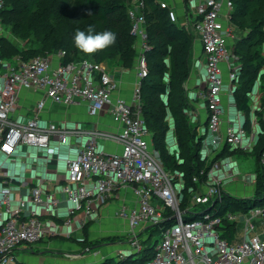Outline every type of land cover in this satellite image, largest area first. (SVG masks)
Here are the masks:
<instances>
[{"label": "built area", "instance_id": "built-area-1", "mask_svg": "<svg viewBox=\"0 0 264 264\" xmlns=\"http://www.w3.org/2000/svg\"><path fill=\"white\" fill-rule=\"evenodd\" d=\"M156 3L168 8L163 1ZM192 5L193 22L189 30L199 36L205 60V79L200 97L208 113L207 140L215 148L230 146L251 151L254 143L253 140L245 141L248 132L244 125L228 123L223 127L226 79L234 94L241 71V66L233 61H237L233 49V3L231 0H193ZM4 6L5 0H0V14ZM145 7L144 0H137L128 11L132 22L131 35L136 39L138 54L137 78L131 101L121 97L114 99L119 83L104 62L86 58L67 63L64 62L65 51L30 61L18 57L13 64L3 65L0 60V77L3 80L0 91V153L11 156L19 146L48 149L53 138L68 144L71 137L77 135L57 124L42 125L40 116L47 100L64 106L86 104L95 112L108 109L118 130L115 133L92 132L78 155L67 161V179L62 193L70 207V218L65 226L72 224L78 211H83L87 219L96 216L99 205H105L119 188H126L132 195L130 205L120 204L114 217L126 224L132 251L129 256L120 254L118 259L137 257L143 251L142 240L138 238L140 231L162 223L166 219L165 210L169 209L174 213L173 218L176 217L175 223L162 229L152 258L142 264H264V224L260 234L251 235L256 229L253 218L258 215L264 218V211L255 210V207L242 211L245 232L239 242L223 237L227 231L223 228L225 222L235 225L238 218L231 210H228V216L218 215L217 207L224 204L223 192L226 190L217 163H208L193 178L196 187L190 190L194 191L190 210L209 204L211 210L193 220H185V214L180 210L181 196L177 193L175 175L167 172L160 163L152 145V133L142 114L141 86L148 75L145 53L149 49L143 14ZM7 33L0 18V41L3 37L8 39ZM23 87L44 92L34 114L25 121L14 117ZM99 139L115 142L118 149L110 153L101 150ZM261 162L264 165V150ZM29 199L47 209L58 207L62 202L43 185L34 187ZM25 207L24 199L18 200L14 206L11 190L0 189V264H22L16 256L20 247L56 235L36 216H26Z\"/></svg>", "mask_w": 264, "mask_h": 264}, {"label": "trees", "instance_id": "trees-1", "mask_svg": "<svg viewBox=\"0 0 264 264\" xmlns=\"http://www.w3.org/2000/svg\"><path fill=\"white\" fill-rule=\"evenodd\" d=\"M130 0H56L44 5L45 0H5V6L0 14L2 24L12 36L27 40L33 36L32 45L18 51L11 42L3 37L0 44V57H10L15 51L24 61L36 57H46L51 54L65 51L64 62L80 61L90 58L97 62H106L118 59L125 69L134 67L137 61L136 39L131 35L132 22L128 11L131 8ZM146 18V32L148 47L146 61L148 75L142 81L141 105L146 125L152 133V145L160 163L172 175L176 172L183 174L185 180L184 199L191 196V189L196 187L193 178L204 169L205 161L201 157V149L206 134L201 136L188 131L186 110L190 108V100L183 91L191 72V57L195 43V35L180 28L173 21L168 8H163L155 0H144ZM234 6L232 21L235 27L243 28L242 19L250 15L254 8L264 14V0H231ZM241 19V21H239ZM264 18L250 26L251 35H263ZM92 27L93 34L110 30L117 36L116 42L93 54H86L76 48L73 38L77 30L88 32ZM9 28V29H8ZM249 36H243L234 46V54L241 61V71L238 84L241 88L234 93L237 107L242 112H249L248 94L252 91L261 68L254 66L255 58L243 50ZM29 42V41H27ZM166 76L168 78L166 79ZM175 122V136L179 147V155L171 154L167 146L169 124L168 115ZM247 128V124L245 126ZM262 148V149H261ZM258 149L263 152L264 138L260 139L255 147L257 153L258 182L255 195L248 200H239L230 196L223 197L222 205H218V215L227 210L240 209L247 212L256 205L264 204V167L260 164ZM225 153V149L223 150ZM180 210L185 220L198 218L211 207H191V200L183 202ZM253 204V205H252ZM252 205V206H251ZM174 213L166 209V218L158 226L147 229L146 237L142 241L143 251L137 257H127L123 260L108 258L100 264H142L152 258L155 245L162 229L175 223ZM223 228L225 238L235 239L234 224L225 222ZM87 228L84 229V231ZM158 235V236H157ZM81 241H79L80 243Z\"/></svg>", "mask_w": 264, "mask_h": 264}, {"label": "crops", "instance_id": "crops-1", "mask_svg": "<svg viewBox=\"0 0 264 264\" xmlns=\"http://www.w3.org/2000/svg\"><path fill=\"white\" fill-rule=\"evenodd\" d=\"M155 1H163L167 3L173 21L177 26L195 35V43L191 57V72L187 81V95L190 100V108L186 110V115L187 117L190 116L195 119L196 122H200L202 126L200 129L203 131L202 134H205L208 113L205 104L200 97V92L202 91V85L205 79V67L200 65V60L204 62V65L205 60L203 58L202 44L199 36L189 30L191 29L190 25L193 22L192 12L189 14L186 10L187 0ZM191 1L193 4V0ZM234 30L235 38L233 47L243 36H245L244 33H241L240 28L235 27ZM236 58L237 61H233L236 65L240 66L242 63L237 56ZM133 69L134 68L129 71V69H125L120 65L113 66L109 69L110 74L119 83V89L113 96L114 99L121 97L131 101L137 78L136 72L135 74L133 73ZM262 77L263 72L258 73L257 81L252 91L248 94L250 106L249 112H242L239 110L234 94L231 93L230 90L231 84L226 79L224 89L226 117L224 119L223 127L228 123L235 125L242 124L244 126L247 124L246 129L248 135L245 141L248 143L253 140L254 146L251 151L244 152L245 154H243V148H233L230 146L215 148L209 144V140H207L208 136L206 135V139L203 141L201 149L202 160L205 162L207 161L208 163H217L221 169V176H224V173H228L227 171H235L236 175H239L237 162L240 158L253 156L257 160V156L254 154L253 150L264 135V111L260 113L261 107L264 106V97H262L264 96V89L260 88ZM2 87L3 80L0 77V91ZM236 88H241L240 82L239 84L237 83ZM43 97V91L35 90L31 87H23L19 93V103L14 116L15 119L19 118L22 121H25L28 117H31L34 114L35 106L43 99ZM260 99H262L261 103ZM169 116L171 120L168 119ZM40 119L44 126L48 124H57L59 127H64L65 129L76 132L77 135H73L68 144H62L59 139L53 138L50 148L48 149L19 146L11 156L0 153V189L11 190L14 199V206H17L18 200L21 198L24 199L26 202L24 214L26 216L34 215L43 221L50 229L56 232L58 238L55 239L58 240L67 242V240L70 241V239L73 241L74 239H77L81 241L84 237L85 228L88 229V237L95 241L100 239V236L104 239L108 238L110 235L120 232L121 228L122 230L127 229V226L123 221L114 217V212L120 204L125 203L130 205V198L132 195L126 188H119L112 193L105 205H99L97 207L98 214L96 216L87 219L83 211H78L72 219V224L70 226H65L66 220L70 218V207L65 201V196L62 193V186L66 183L67 179V161L78 155L90 140L92 132L100 131L115 133L118 130V125L113 120V116L109 110L106 109L102 112H95L86 104L64 106L47 100ZM167 122L170 128L167 134V146L169 152L176 155V147H178V143L175 136V122L170 114L167 117ZM169 134L171 135L170 142ZM202 134H200V136ZM98 142L99 148L107 153L114 152L118 149V145L115 142L103 139H99ZM224 149L226 152L222 154ZM205 152H207L206 157L204 155ZM38 185H43L46 191L56 194L62 201L60 206L47 209L44 206L33 203L29 199L30 193L31 190ZM229 185L230 184L228 183L227 186H225V190L229 195L236 193V187L240 188V185L235 184L234 182L231 186ZM231 188H233L232 191H230ZM49 244L50 243H48V245ZM67 245H61L60 249L65 248ZM25 246L26 245H23L17 250L20 253L17 255V258L22 264L45 263L44 257H40L39 259L36 257L37 255L29 256L23 252L25 251V248H23ZM36 259H39L40 261ZM52 262L53 261L49 263L53 264ZM95 262L98 261L93 262L91 260L90 263L83 264H97ZM60 263L75 264L74 262H67L66 260H63Z\"/></svg>", "mask_w": 264, "mask_h": 264}, {"label": "rangeland", "instance_id": "rangeland-1", "mask_svg": "<svg viewBox=\"0 0 264 264\" xmlns=\"http://www.w3.org/2000/svg\"><path fill=\"white\" fill-rule=\"evenodd\" d=\"M56 0H45L44 5H48L49 3H53ZM137 0H130V6H133V3H135ZM186 10L189 12V14L192 12V16H193V7H192V1L191 0H187L186 1ZM264 18V14L260 13L258 11H256L254 8L251 10L250 15L245 18L242 19L243 22V28H241V33H244L246 36L250 37L247 39V43L244 47L243 50L247 51L251 56H253L255 58V63L254 66L260 65L261 68L259 70L260 72H263V77H262V81H260V88L264 89V25L262 27V32L263 35H256L254 36L251 35L250 32V26L253 24H256L257 22H259L260 18ZM239 21H241V19H239ZM2 27L5 29V31H8L5 26L2 24ZM9 29V28H8ZM9 32V31H8ZM8 34V41L11 42L13 48H15L18 51L21 50L22 48L25 47H30L32 45V40H33V36H31L29 39L27 40H22V38H16L14 36H12L10 33ZM241 36V34H240ZM237 38V37H236ZM29 41V42H27ZM235 47H233L234 49ZM19 53V52H18ZM16 53V51L7 58H1L0 60L3 61V65L5 63H9V64H13L14 60L18 57H20L18 54ZM138 55V54H137ZM106 64V66L109 67V69L111 67H115L116 65H120L118 59H111L109 61L104 62ZM137 61L135 62L134 65V69H133V73L135 74L136 72V64ZM0 64V65H2ZM200 65L204 66V62L202 60H200ZM121 66V65H120ZM241 66V65H240ZM132 69V68H131ZM130 71V70H129ZM168 78V76H166V79ZM202 85V84H201ZM203 86V85H202ZM183 91L188 93L187 91V82L185 83L184 87H183ZM264 97V96H262ZM262 102V99H260V103ZM264 102V100H263ZM264 106L261 107V111L260 113H262ZM170 119V116L168 118ZM188 119V131L192 134V133H197L198 136L200 134L203 133V131L200 129L201 124L200 122H196L195 119H193L192 117H187ZM171 135L169 134V142ZM264 138V135H263ZM174 145H175V141H174ZM262 149V148H261ZM261 149H258V154L260 155V164H262L261 160H262V156H263V152L260 151ZM177 153L176 155H179V149L178 147H176ZM244 150V149H242ZM157 152V151H156ZM244 152H247L246 150L243 151V154H245ZM205 157L207 155V152H205ZM257 155V153L255 154ZM236 161V160H235ZM238 166V172L239 175H236V172H230L227 171L228 173H224L222 176L223 181L222 184L225 186H227V184L229 183L231 186L233 184V182L235 184L240 185V188H235V194L229 195L227 191L223 192L224 197L226 196H230L232 198H236L239 200H248L251 199L254 195H255V191H256V187H257V182H258V174H257V169L258 166L261 167V165H259V163H257V160L255 159V157L251 156V157H246V158H240L237 162ZM208 165V162H205L204 168H206V166ZM262 166L264 167V165L262 164ZM256 169V170H255ZM255 172V173H254ZM264 174V172H263ZM253 179V181H252ZM175 182H176V189H177V193H179L180 200H181V204H184L183 202H187L190 201L192 202V199L194 197V191H191V196L188 200L184 199V189H185V180L183 179V174L181 172H176L175 174ZM222 186V189L224 188ZM242 188V189H241ZM244 188V189H243ZM233 188H231L230 191H232ZM242 190V191H240ZM227 193V194H226ZM231 194V193H230ZM253 205V204H252ZM251 205V206H252ZM232 210V209H231ZM255 210H262L264 211V204L260 205H256L255 206ZM234 214L237 215V224L234 225V233H235V241L239 242L243 236H244V232H245V220L242 218L243 217V212L240 209H236L233 211ZM229 211H225L222 214H220V217H225L228 216ZM251 216H248L247 218H250ZM252 223L256 226V229L254 232L251 233V235H255V234H260L263 230V224H264V218L261 217L260 215H258L257 217L253 218ZM148 231L147 230H141L139 233L138 238L140 240H144L146 237V233ZM101 235V234H100ZM158 236V235H157ZM51 240H50V239ZM58 238V236L53 235V236H48L47 238L44 237L43 240H41L39 243H35L32 245H26L25 247V252L26 254H28L29 256L32 255H37L36 257L40 259V257H44V264H50L49 262L53 261V264H61L60 262L63 260H66L67 262H74L75 264H83V263H90V261L92 260L94 261H98L95 262L97 264L102 263L105 259L107 258H113V259H117L120 257V254H124L125 256H129L131 253V247H130V234L128 233V230H120V232L110 235V237L108 238H103L102 236H100V239L98 240H92L91 238L88 237V229L84 231V237L83 239H81V245L79 242L80 240H75L74 241L72 239L63 241V240H58L55 239ZM103 238V239H102ZM48 243H50L48 245ZM63 244H68L65 248L60 249V246ZM21 248V247H20ZM20 254L19 251L16 252V256ZM69 254V255H67ZM70 256V257H69ZM34 257V256H33ZM69 258V259H68ZM39 259H36L38 261H40ZM69 260V261H68ZM43 261V262H44ZM59 262V263H58Z\"/></svg>", "mask_w": 264, "mask_h": 264}, {"label": "clouds", "instance_id": "clouds-1", "mask_svg": "<svg viewBox=\"0 0 264 264\" xmlns=\"http://www.w3.org/2000/svg\"><path fill=\"white\" fill-rule=\"evenodd\" d=\"M117 36L110 30L93 34L92 27L89 26L87 33L77 30L73 42L79 50L86 54H93L102 51L116 42Z\"/></svg>", "mask_w": 264, "mask_h": 264}, {"label": "water", "instance_id": "water-1", "mask_svg": "<svg viewBox=\"0 0 264 264\" xmlns=\"http://www.w3.org/2000/svg\"><path fill=\"white\" fill-rule=\"evenodd\" d=\"M210 210H211V208H209L208 212H209ZM204 213H206V212H204ZM204 213H203V214H204ZM173 219L176 220V217H174Z\"/></svg>", "mask_w": 264, "mask_h": 264}]
</instances>
